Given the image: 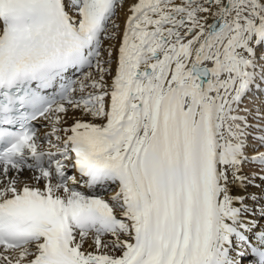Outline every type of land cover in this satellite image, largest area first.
Wrapping results in <instances>:
<instances>
[{
	"label": "snow or ice",
	"instance_id": "snow-or-ice-1",
	"mask_svg": "<svg viewBox=\"0 0 264 264\" xmlns=\"http://www.w3.org/2000/svg\"><path fill=\"white\" fill-rule=\"evenodd\" d=\"M262 149L264 0H0V264H264Z\"/></svg>",
	"mask_w": 264,
	"mask_h": 264
},
{
	"label": "bare ground",
	"instance_id": "bare-ground-1",
	"mask_svg": "<svg viewBox=\"0 0 264 264\" xmlns=\"http://www.w3.org/2000/svg\"><path fill=\"white\" fill-rule=\"evenodd\" d=\"M126 11L122 10L120 12V15H119V23H120V27L121 29H123L124 27V20H125V17H126ZM118 43V42H117ZM113 67H114V64H113ZM245 103H247V99L245 100ZM73 116H76V117H79L80 116V113H72L70 112L69 113V117H73ZM72 122L71 119L68 120V123L70 124ZM38 126L40 127V122H38ZM41 131H44L43 128H41ZM249 143H251V137H249ZM264 150V149H262ZM246 152L247 154L249 155H252L253 154V149L250 147L248 149H246ZM255 167V168H254ZM253 171H258L257 168H256V165L253 166V164H245L244 165V168H243V174L244 175H250V173H252ZM256 184L260 185L261 184V181L259 179L256 180ZM261 187H264V185H261ZM233 194H240L241 190L240 189H237L235 187H233ZM247 191L248 192H256V193H259L261 191V188H256V187H248L247 188ZM87 247V245H85Z\"/></svg>",
	"mask_w": 264,
	"mask_h": 264
},
{
	"label": "rangeland",
	"instance_id": "rangeland-1",
	"mask_svg": "<svg viewBox=\"0 0 264 264\" xmlns=\"http://www.w3.org/2000/svg\"><path fill=\"white\" fill-rule=\"evenodd\" d=\"M253 166H255V165H253ZM254 168H255V167H254ZM256 168H257L258 171L260 170L258 166H256Z\"/></svg>",
	"mask_w": 264,
	"mask_h": 264
}]
</instances>
